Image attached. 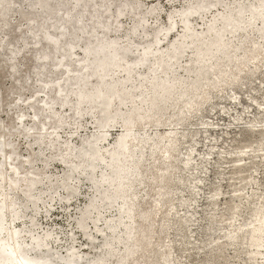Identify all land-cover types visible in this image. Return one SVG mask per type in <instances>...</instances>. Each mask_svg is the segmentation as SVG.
Returning <instances> with one entry per match:
<instances>
[{"label": "rangeland", "instance_id": "374dc122", "mask_svg": "<svg viewBox=\"0 0 264 264\" xmlns=\"http://www.w3.org/2000/svg\"><path fill=\"white\" fill-rule=\"evenodd\" d=\"M140 1L144 7L152 5L151 0ZM194 1L155 0L160 8L157 19L148 16L146 20L147 26L153 29V36L144 39L140 35L134 37L133 51L124 55L119 63L139 57L143 48L156 35L158 38H162L157 43V47L161 51H165L168 43L175 35L184 33L182 28L184 24L179 21L180 17L177 16L173 31L172 29L168 31L167 38L163 36L164 28L169 26L168 13L173 9L182 12L189 6H195ZM19 2L20 0H12L6 14L0 17V39H4L0 42V99L9 104L0 111V122L6 121L9 126L15 128L19 117L24 114L23 119L26 126L34 128V137L29 139L22 135H16V133L13 134L12 137H15V144L17 145L16 157L18 160L28 161L24 164H19L18 160L14 161L18 166V173L11 175L9 178L17 180L16 176L18 175L20 177H32V173L37 168H42L44 164V167H46L45 165L47 167L43 176H46L49 180L44 179L43 182L49 185L50 190L34 205L31 203L32 199L27 197V192L14 189L17 183L13 185L11 181L6 180L7 182H3L0 180V199L5 197L7 192L14 195L13 199L17 208L15 217L19 218H16L9 227L16 228V232L18 231L20 241L17 245L18 248L23 246L22 238L25 236L29 221L33 216H35L37 223L35 235H42L45 230H50L52 237L55 236L57 239L56 241L52 238L44 239L42 244L47 241L48 245L45 248L48 252L42 249L41 252H38L35 251L32 242L37 239L35 237L30 239V236L27 235L24 240L29 242L26 247L30 246L31 249H22L20 253L23 254L22 256L45 259L51 261V264H61L57 260L71 264L66 259L70 255L68 248L74 247L78 251V254L73 255L74 260L83 259L84 262L80 264H98L95 261V256L98 255V252H101L97 246L102 240L95 231L93 223L95 212L101 211L103 219H109L115 218L116 213H123L128 207H124L120 201L111 202V205L104 206L106 202L101 200V192L114 190L112 188L116 190L117 186L113 184L114 181H111L110 183L113 185L109 184V187H104L102 185L103 180L100 178L101 175L108 178L111 176L110 169L106 167L112 164V161H110L111 154L114 155L113 152L116 151L118 156L124 157L125 147L119 149L118 144L122 138L121 133L125 131V128L121 123L122 120L118 118L115 121V118L122 111L120 107L123 106V109H128L131 100L139 94L141 90L139 80L145 77L148 85L154 81V77L151 75V69L146 66L139 69L138 72L134 71L133 81L131 82L132 87L127 88L129 93L125 98V105H119V107L116 104L113 105L114 109L118 108V112L112 113V118L108 120L107 124L113 121L115 123L111 127H102L101 120L108 113V110L104 109L103 111L102 109L104 97H102L101 102H97L92 108H89V106L84 107V104H81L83 103L81 98L78 100L81 103L76 100L78 91L83 90L89 94L95 91L97 86L100 89L102 87L98 84V79L95 76L90 79L87 77V72H91L92 69L89 67L88 69L83 68L86 63L80 61L83 55L79 47L75 49L76 53L70 55L64 52L63 48L77 40L80 33L79 23L76 21L79 19L78 15L81 16L85 30L90 31L87 41L91 46L97 43L101 35L102 29L97 27V20H105L110 16L115 20L113 28L116 25L129 27L132 23L131 17L127 12L116 17L114 5L111 11L106 12L105 4L100 1L96 4V10L93 11L91 4L82 0L81 6L72 10L71 21L66 24L67 33H69L68 38H61L58 48H53L45 45L43 39L39 40L40 35L38 34H43L44 31L55 33L50 25H58L63 22V15L71 9L70 4L61 5L58 16L49 18L40 25L35 20L25 18L20 11L13 13ZM210 2L214 5L204 12L203 17L192 16L189 18L190 26L195 32H202L206 26L214 21L219 12L224 11L226 7H234L236 0H210ZM252 7L248 1L245 5V11L247 12ZM228 15L230 16L227 22L235 21L233 20L235 14ZM156 20L157 24L155 23ZM5 21L9 22L7 26L3 25ZM216 23L219 24L221 21L216 20ZM229 24L224 25L225 34H228L232 29ZM227 26L230 28L228 29ZM36 32H38L37 35H35ZM111 37L117 40L116 38L121 37V32H114ZM225 37L227 38V36ZM256 41V45H251V35L249 34L242 45V50L246 51L247 55L239 60L235 59V54L238 52L236 48L230 51L228 57L219 61L218 65L209 72L206 71L211 67L203 66L205 59L200 58L201 62L196 63L197 66L194 70L196 72L205 70V72L200 73V76L196 73L199 77L198 83L197 86L191 89H197L200 93L191 98L189 109L183 111L182 97L175 91L168 101L170 107L165 112L157 114L152 119L146 117L141 124L135 121L134 130L140 132L142 128L150 131L154 129L158 142L142 183L145 193L144 199L146 200L144 205L146 214L139 223V227L141 231L148 235L147 246L144 252L129 264H200L201 262L208 263V259L215 260L217 264H264V251L262 255H257L252 260L249 258L250 253L245 247L246 245L243 243L245 237L243 235H246L244 233L245 221L252 218L250 208L255 203L260 205L264 199V135H262V145H260L263 146V150H260V142L256 140L255 148H249L244 153H237L243 143L238 144L236 141V138L238 140L248 136L244 131L246 128L264 131V28L259 33ZM230 45L224 47V50ZM42 52H46L51 58L46 63L47 72L44 75L37 73L41 63L36 59V56ZM169 52L172 53V50L169 49ZM13 53H15L13 62L18 65V71L15 73L12 72L11 62H9V58ZM61 53L66 55L64 58L66 66H61L51 72V69L54 68L55 63L61 57ZM179 53L182 54V57H179L177 63L193 65L194 62L185 63L188 56L192 55L189 45L183 42L178 49L176 48L174 55L178 57ZM119 63L115 66L112 65L105 78L108 79L111 75H114L120 85V82L123 81V72L117 67ZM90 65L93 67V63ZM69 74L73 77L65 80ZM206 77H210L211 81H208ZM21 80H26L25 86L22 90L17 91L13 85ZM44 82H47L48 86L43 88L41 86L45 84ZM170 83H174V80ZM57 84L60 85L61 90L57 94L58 97H55V86H58ZM192 84H194L192 79L186 77L184 86L189 87ZM112 94V92L107 93V95ZM32 95H34L36 101L30 107L26 102ZM252 98H255V100ZM41 100L47 101V105H44V101ZM115 102H117L116 98ZM256 102L262 103L256 105ZM78 108H83L79 117L74 115L75 110ZM37 112L47 116L42 119L45 125L33 123V116ZM155 120L157 122L150 128V123ZM172 131L177 132L176 140L167 146L165 136ZM102 132L106 133L105 139L100 138L101 140H97L96 135ZM181 133H188L189 136L181 137ZM41 135L45 137V142L41 143L37 140V137ZM54 139L55 145L47 147L45 143ZM145 146L144 151L147 152L148 144ZM99 147H106L108 150L103 151L105 161L100 163L96 159L82 161L83 159L76 153L80 149H88V151L95 153L94 150L97 151ZM3 149L0 146V170L8 166L7 163L3 162L5 154ZM70 149L74 150L71 155L68 154ZM165 149H167L166 154ZM97 152L94 156H97ZM146 152L145 154H147ZM188 152L191 153L192 159L190 158L191 163L185 166L183 165V158L187 156ZM164 154L167 155L166 163L163 161ZM235 154H237L240 169L245 170L248 181L246 189L239 197V191H234L240 182V174H231ZM45 158L50 160L45 161ZM76 163H80V168L72 171L71 168ZM90 164H93L96 168L91 170V167L88 166ZM87 167H89V170ZM124 169H121V171ZM90 172L95 175V182L91 181ZM67 175L73 177L71 182L78 187L77 194L72 198H68L67 191L61 187L64 181L54 180ZM161 176L162 180L160 179ZM179 178L185 179L184 185L180 184ZM215 185L220 186L221 195L218 197L217 206L214 207V210H211L212 206H207V202ZM22 188H24V185H22ZM112 199L110 198V201ZM133 201H135L134 198ZM250 201H253V203H250ZM130 203L128 201L127 205ZM231 204L239 208L237 213L227 212L222 217V221H219L216 231L210 238V231L204 227V216H209V213L216 214L223 211L226 205ZM0 206L2 205L0 204ZM136 209L137 207H135V211ZM90 210V217L85 221L87 230L91 235L87 238L76 227L75 221ZM3 211H6L5 208L0 210V214ZM103 225V220L97 223L98 227H103ZM123 228L124 226L120 224L118 230ZM8 233V230L0 229V240L3 241L0 254L4 255H2L3 260L4 257L7 259L5 263L10 264L14 255L5 250L9 249L7 246L10 245L13 238H10ZM229 233L233 236V241L226 243L224 235ZM209 243L223 246L220 257H214V250H211L213 253L207 252ZM200 246H204V248ZM121 247L122 244L118 246L119 251H121ZM112 264H116V262L114 261Z\"/></svg>", "mask_w": 264, "mask_h": 264}, {"label": "bare ground", "instance_id": "6f19581e", "mask_svg": "<svg viewBox=\"0 0 264 264\" xmlns=\"http://www.w3.org/2000/svg\"><path fill=\"white\" fill-rule=\"evenodd\" d=\"M11 1L12 0H0V17H3L6 14V11L8 10ZM81 1L82 0H20L18 5L15 6L13 13L20 11V13H22L25 18L29 20H35L38 22V24L41 25L47 19L58 16L60 6L65 3H69L71 9L63 15V22L58 25H50V28L53 29L55 33H51L50 31H44L42 32L43 34H38V32L35 33V35H40L39 40L43 39L45 45H49L53 48H58L57 46L60 42V39H65L69 36V33H67L66 24L67 22L71 21L70 18L73 15L72 10L81 6ZM85 1L91 4L93 11L96 10V4L98 1L105 4L106 12L111 11L114 5L116 17L120 16L124 12H127L132 20V23L129 25V27H125L123 25H116L115 28H113L115 20L110 16H108L105 20H97V27H101L102 29L101 35L99 36L97 43L91 46V44H89L87 41L88 33H90V31L85 30V25L82 22L81 16L77 14L79 16V19H77L76 21L79 23L80 33L77 36L76 42H71L67 45V47L63 48L64 52H67L70 55L72 53H76L75 49L79 47V49L81 50V54L83 55L80 61L86 63L83 68L88 69L89 67L92 69L91 72H87V77L90 79L95 76L98 79V84L102 87L100 89L97 86L96 90L90 92L89 94H87L86 91L83 90L78 91L76 97L77 102L81 103V101H78L81 98L83 101V103L81 104H84V107L89 106V108H92L94 104H96L97 102H101L102 97H104V106L102 107V109L103 111L104 109L108 110V113L103 116L105 120H101L103 123L102 127L113 126V123H115V121L119 118L122 120L121 123L125 128V131L121 133L122 138L118 144L119 149H121L120 147H125L124 157L118 156V153L114 151L113 153L115 156L111 154V166L110 164L109 166H106L110 169L111 176L108 178L104 175H101L100 178L101 180H103L102 185L104 187H109L112 184L110 183L111 181H114L113 184H115V186L117 185L116 190L115 188H112L114 190L101 192V200L103 202H106V204L104 203V206L111 205V202L116 203L117 201H120V203L124 207H128L123 211V213H116L114 216L115 218L109 219H103V213L101 211L95 212L93 216V223L96 229L95 231L96 233H98V237H100L102 241L97 246V248H100L101 252H98V255L95 256L96 260L95 257L94 260L98 264H112V262L114 261L116 262V264H129L130 262L134 261L138 256H140L144 252L145 247L147 246L148 235L147 233L141 231L139 227V223H141V220L144 219L146 214V211L144 209L146 200L144 199L145 193L142 187V183L145 177L147 167L150 164V159L154 155L155 146L158 142L157 137H155L156 131L153 128V130L151 131L146 130L144 128H142L140 132L134 130L135 121H137L138 123L140 122L141 124L143 123V119H145L146 117L152 119L157 114L165 112L167 108L170 107L168 101L171 99L175 91H177V94H180V96L182 97V103L184 106L183 111L184 109H189L191 104V98H193L198 93L197 89H191L194 86H197L196 84L198 83L199 77H197L196 73H198V75L200 76V73L205 72V70H201L200 72H196L194 70V68L197 66L196 63L201 62L200 58L205 59V62H203L202 64L203 66H208L209 68L211 67L208 71H206L209 72L211 69H214V67L218 65L219 61L226 59L230 51H233L236 48L238 52H236L235 54V59L239 60L240 58H243L245 55H247V52L242 50V45L246 37L250 34L251 45H256V38H258L259 33L264 28V0H236V2H234V7H226L224 11L219 12L216 15L214 21L210 25L206 26L202 32H195L192 29V27L190 26L189 18H191L192 16H196L198 18L203 17L204 12L209 7L214 5L212 2H210V0H195L193 2L195 6H189L182 12H179L178 9H173L167 15L169 20V26L164 28L165 31L162 34L165 38L168 37V31L171 29L173 31V28H175L177 16L180 17L179 21L184 24L182 25L184 33L181 35H175L168 43V47H166L165 51H161V49L157 47V43H159L162 38H158V36L156 35L154 36V39H152L150 43L143 48L139 57L132 60H126L123 63H119V60L123 58L124 55L129 54L133 51L132 45L134 42V37L140 35L144 39L153 36V29L152 27L147 26L146 20L148 16H153L154 19H157V15L160 11L158 3H155V0H151L152 5L150 4L151 6L144 7L140 0ZM248 1L253 7L247 10L246 12L245 5ZM228 14H235V17L233 18V20L235 21L227 22L228 17L230 16ZM216 20L221 21V23L217 24ZM8 21L11 22L10 20ZM8 21H5L3 25L7 26L9 24ZM155 23L157 24V20ZM227 24H229V26H232V29L228 32V34H225L223 29L224 25ZM229 26H227L228 29L230 28ZM246 31L247 34L245 35ZM114 32H121V37L116 38L117 40L113 39L111 35ZM228 35L231 36L229 37ZM225 36H227V38ZM3 40L4 39H0V42H2ZM183 42L190 46L192 53V55L188 56V58L185 60V63L189 64L190 62H194L193 65H182L176 62L179 57H182V54L179 53L177 57L176 55H174V52L176 48L178 49V47L182 45ZM227 45L230 46H228L227 49L224 50V47H226ZM169 49L170 51L172 50V53L169 52ZM65 56V54L61 53V57L55 63L54 68L51 69V72L57 70L61 66H66L64 62ZM14 58L15 53H13L9 58V62H11L10 68L12 69L13 73L18 71V65L13 62ZM36 59H38V61H40L41 63L39 71L37 73L44 75L47 72L46 63H48L51 59L50 55L46 52H42L36 56ZM168 60L170 61L168 62ZM91 63H93V67L90 65ZM118 63L119 65L117 67H119V70L123 72V81L120 82V85L118 84L114 75H111L108 79L105 78L108 75L107 72L112 67V65L115 66ZM104 64H106V66H104ZM145 66L151 69V75L154 77V81L147 85L146 78L142 77L139 80L141 90L139 94L135 97V99L131 100V105L129 106V108L123 109V106H121L120 108H122V111L117 114L115 121L111 122L110 124H107L108 120L112 118V113L116 111L118 112V108L114 109L113 105L116 104L118 107L119 105H125V98H127V95L129 93L127 91V88L132 87L131 82L133 81V72H138L139 69ZM113 74L115 73L113 72ZM71 77H73V75L69 74L65 80H68ZM186 77L192 79L194 84L190 85L189 87H185L184 82L186 80ZM206 79L208 81H211L210 77H206ZM172 80H174V83H170L172 82ZM25 83L26 80H21L13 86L15 90L20 91L25 86ZM44 83L45 84L41 86L43 88L48 86L47 82ZM57 85L58 86H55V97H58L57 94L61 90L60 85ZM108 92H112L113 94L107 95ZM34 98V95H32L31 98L27 100L26 104L32 107L33 103L36 101V99ZM115 98L117 102H115ZM252 99L255 100V98ZM41 101L43 102L44 100ZM208 101L210 102L211 100ZM47 103V101H44V105H47ZM261 103L256 102V105H260ZM6 105L9 104L5 103L3 100L0 99V111L4 107H6ZM82 111L83 108H78L77 110H75L74 115L79 117ZM23 116L24 114L19 117V121L17 122V126H15V128L9 126L8 122L6 121L0 122V146H2V149L4 146L3 152L5 153L3 162L8 164L7 167L2 168L0 170V180L3 182H7L6 180L11 181L13 185L17 183L14 189L18 191L24 190L25 192H27V197L29 199H32L31 203L35 205L41 200L42 196H44L50 190L49 185L43 182L44 179L49 180V178L43 176L46 172L47 165H45L46 167H44L43 164L42 168H37V170L32 173V177H20L18 175L16 176L17 180H12L9 178L11 175L18 173V166L17 164H15V162L18 160V158L16 157L17 145L15 144V137H12L13 134L16 133V135H22L25 138L29 139L31 137H34V128L26 126ZM46 117L47 116H45L44 114L37 112L34 114L32 121L34 124L42 123V125H45V122H43L42 119ZM156 122L157 120L151 122L150 128L153 127ZM98 126H100V124H98ZM244 131L248 134L247 137L240 138L238 140L236 138L238 144L243 143L237 153H244L249 148H255L254 144L256 140L260 142H258L260 150H263V146L261 147L260 145H262L261 138L262 135H264V131H255L251 128H246L244 129ZM176 135L177 132L172 131L165 136V142L168 143L167 146H169L176 140ZM105 136L106 133L102 132L96 135V139H105ZM186 136H189L188 133H181V137ZM44 138L45 137L41 135L37 137V140L41 141L42 143L45 142ZM45 144L47 147H53L55 145V139L47 141ZM146 144H148L147 152L144 151ZM66 150H68V148H66ZM97 151L94 150L95 153L97 152V156H94L95 153H93V151H88V149H80L79 151H76V153L80 155V157L83 159L82 161L94 159L98 160L99 163L101 161H105L103 151H108L106 147H99ZM73 152L74 150L70 149L68 154L71 155ZM145 152L147 154H145ZM164 152L166 154L167 149H165ZM165 154L163 156V161L166 163L167 155ZM191 156V153L188 152L187 156L183 158V165L188 166L191 163ZM46 158L44 159L45 161L47 160ZM18 161L19 164H24L28 160ZM106 162L108 161L106 160ZM79 164L80 163H76V165H74L71 170L74 171L77 168H80ZM88 166L91 167V170L96 168L93 164H90ZM89 167H87L88 170ZM123 168L125 169L121 171V169ZM231 174H240V182L238 184L237 189L234 191H239V197L246 189L248 181L245 176V170L240 169L237 154L233 156V169L231 170ZM89 175H91V181L95 182V175L91 174V172L89 173ZM34 176L35 178H38L35 179ZM72 179L73 177L71 175L61 176L59 178L54 179L58 182H60L61 180L64 181L61 187L67 191L68 198L74 197L78 191L77 185L71 182ZM160 179H163L162 176L160 177ZM184 181V178H179L180 184L184 185ZM22 185H24V188H22ZM5 195V197H2L0 199V204L2 205L0 206V210H2L3 208H5L6 210L5 212L3 211L2 214H0V229L3 228L8 230L10 238H13V240L10 242V245L7 246V248L9 249L5 250L8 253H11V255H14V258L13 260H11V262H15L14 264H51V261L45 259L31 258L22 256L23 254H20L22 252V249L30 248V246L26 247L29 242L24 240L27 235L30 236V239H32V237H35L37 239L36 241L33 240L32 242L33 246L35 247V251L38 252H41V249L47 251V248H45V246L48 245L47 241L42 244V241H44V239L46 240L47 238H52L54 239V241H56L57 239L55 238V236L52 237L53 235L50 230H45L42 235H35L34 232L37 223L35 216H33V218L29 221V226L26 229V234L22 238L23 248L20 246L18 248L17 245L20 243L18 239V231L16 232V228L9 227L17 218L15 217V214L17 212V208L15 207L16 202L13 199V193L7 192V194ZM220 195V186L215 185L212 189L210 197H208L210 199L207 202V206H212L211 210H214V207L217 206L218 197ZM110 198L113 199L110 201ZM133 198L135 199V201H133ZM128 201L131 202L129 205H127ZM108 202H110V204H108ZM250 203H253V201H250ZM135 207H137L136 211ZM237 209L239 208L236 205H226L223 211H220L216 214L209 213V216H204V227L208 231H210V238L216 231L219 221H222V217L226 215L227 212L233 214L237 213ZM250 211L252 218L245 221L246 228L244 233L246 235H243L245 236L243 243L246 245L245 247L250 253L249 258L253 260L255 259V256L262 255V252L264 251V199L260 205H258V203H255L254 206L250 208ZM35 212L37 213L38 211L36 210ZM90 214L91 210L85 214H82L80 218L75 221L76 227L80 229L82 234L87 238H89L91 235L87 230L85 221L87 218L90 217ZM102 220L104 221L103 227H98L97 223ZM120 224H122L124 228L118 230ZM230 234L231 233L224 235L226 243L233 241V236H231ZM123 240L125 242H122ZM2 242L3 241L1 239L0 247L3 246ZM121 244V251H119L118 246H120ZM209 244L210 245L207 247V252L213 253L211 252V250H214V257H220V252L222 251L223 246L214 243ZM116 245L118 246L116 247ZM201 248H204V246ZM68 251L70 252L69 254L71 256L69 255L66 260L69 263L80 264L84 262L83 259L74 260L73 255L75 256V253L78 254L76 248H68ZM2 255L3 254H0V264H6L7 262L5 263V260L7 259L4 257L3 260ZM57 261L61 264H67L65 262L63 263V261L61 260ZM200 264L217 263L215 262V260L208 259V263L201 262Z\"/></svg>", "mask_w": 264, "mask_h": 264}, {"label": "water", "instance_id": "95a60500", "mask_svg": "<svg viewBox=\"0 0 264 264\" xmlns=\"http://www.w3.org/2000/svg\"><path fill=\"white\" fill-rule=\"evenodd\" d=\"M238 31H240V30H238Z\"/></svg>", "mask_w": 264, "mask_h": 264}]
</instances>
